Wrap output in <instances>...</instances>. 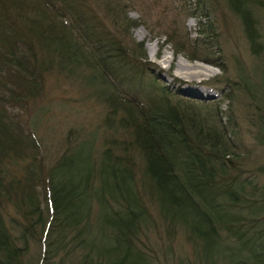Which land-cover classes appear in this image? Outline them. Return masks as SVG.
I'll use <instances>...</instances> for the list:
<instances>
[{"label":"trees","instance_id":"trees-1","mask_svg":"<svg viewBox=\"0 0 264 264\" xmlns=\"http://www.w3.org/2000/svg\"><path fill=\"white\" fill-rule=\"evenodd\" d=\"M101 1L0 0V264H264V98L249 144L216 104L158 81L120 0ZM260 1L226 0L251 54ZM181 2L198 35L167 39L223 69L212 6ZM51 72L80 75L104 107L46 159L34 127Z\"/></svg>","mask_w":264,"mask_h":264},{"label":"rangeland","instance_id":"rangeland-1","mask_svg":"<svg viewBox=\"0 0 264 264\" xmlns=\"http://www.w3.org/2000/svg\"><path fill=\"white\" fill-rule=\"evenodd\" d=\"M206 1L213 8V19L217 20L216 28L221 34V52L212 47L211 52L215 54L208 53V57L215 59L218 55L220 58L217 61L223 65V69L203 60L189 59L187 51L191 50L192 44L185 47V51L176 53L174 44L167 39V31L173 32V28L177 31V37L182 39L186 36L193 40L198 35L199 24L194 17L186 14V7L181 0H120L119 5L124 9L122 19L132 26L126 34L127 45L130 46V39L143 44L141 52L145 53V61L149 63L148 66L158 81L186 99L216 104L223 114L231 115L230 120L225 119L227 124L229 122L241 129L242 135L248 138L250 144L252 140L249 136L253 133L251 120H255L263 109L262 102L259 101L264 98L261 73L264 65V0L253 10L262 35V42L257 46L258 54H251L249 51L241 21L227 9L226 0ZM97 4L100 8L104 6L101 0H97ZM153 43L155 45L151 51L150 45ZM165 55L169 56L166 60ZM239 68L243 70L239 71ZM239 73L250 81L239 80ZM235 81L238 90L234 89ZM252 93H256L259 101H254ZM41 102L45 103L44 113L39 116L34 131L42 148L44 147L46 159L58 153L63 136L69 130L95 128L103 115L102 101H98L91 90L82 84L80 75L65 77L63 74L49 73ZM258 106H261V110ZM14 112L20 114L18 109ZM24 117L28 121L32 119L26 113ZM261 153L258 155L264 160V153ZM175 241L183 252L190 250L182 235Z\"/></svg>","mask_w":264,"mask_h":264},{"label":"bare ground","instance_id":"bare-ground-1","mask_svg":"<svg viewBox=\"0 0 264 264\" xmlns=\"http://www.w3.org/2000/svg\"><path fill=\"white\" fill-rule=\"evenodd\" d=\"M154 45H155V43H153V44H151L150 45V48H151V51L153 50V48H154ZM169 55V54H168ZM168 55H165L164 56V59L166 60V59H168L169 58V56ZM184 62V61H183ZM201 65V64H200ZM184 66V65H183ZM205 66V65H204ZM189 67V66H188ZM184 68V67H183ZM190 68V67H189ZM204 68V67H203ZM200 70V69H199ZM209 70V69H208ZM200 71H202V70H200ZM209 72V71H208ZM210 73V72H209Z\"/></svg>","mask_w":264,"mask_h":264}]
</instances>
